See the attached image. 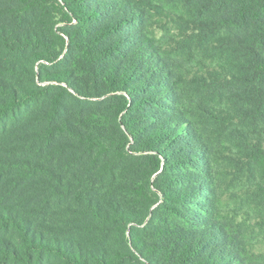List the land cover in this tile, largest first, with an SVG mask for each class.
I'll return each mask as SVG.
<instances>
[{
	"label": "trees",
	"instance_id": "1",
	"mask_svg": "<svg viewBox=\"0 0 264 264\" xmlns=\"http://www.w3.org/2000/svg\"><path fill=\"white\" fill-rule=\"evenodd\" d=\"M0 264H264V0H0Z\"/></svg>",
	"mask_w": 264,
	"mask_h": 264
}]
</instances>
